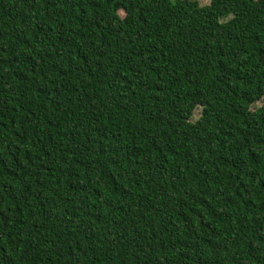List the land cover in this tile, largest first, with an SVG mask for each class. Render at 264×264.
Segmentation results:
<instances>
[{
    "label": "trees",
    "instance_id": "16d2710c",
    "mask_svg": "<svg viewBox=\"0 0 264 264\" xmlns=\"http://www.w3.org/2000/svg\"><path fill=\"white\" fill-rule=\"evenodd\" d=\"M0 264H264V0H0Z\"/></svg>",
    "mask_w": 264,
    "mask_h": 264
},
{
    "label": "rangeland",
    "instance_id": "374dc122",
    "mask_svg": "<svg viewBox=\"0 0 264 264\" xmlns=\"http://www.w3.org/2000/svg\"><path fill=\"white\" fill-rule=\"evenodd\" d=\"M198 2H199V4H201V5H205V4H208V3H209V0H198ZM261 102H262V101L257 102L256 105L261 104ZM198 114H199L198 110L195 111V113H194V118L197 117Z\"/></svg>",
    "mask_w": 264,
    "mask_h": 264
}]
</instances>
